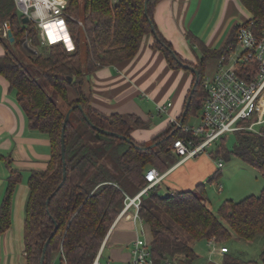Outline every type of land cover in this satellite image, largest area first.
<instances>
[{
  "label": "trees",
  "instance_id": "1",
  "mask_svg": "<svg viewBox=\"0 0 264 264\" xmlns=\"http://www.w3.org/2000/svg\"><path fill=\"white\" fill-rule=\"evenodd\" d=\"M158 1L151 0L146 13L145 0H68L67 22L76 47L69 52L64 44L43 46L36 24L31 21L23 23L15 1L0 0V22L10 25L13 43L22 45L28 40L31 47L42 45V50L36 53L25 51L29 55L27 65L8 51L0 57V75L8 80L10 89L16 91L30 130L48 135L52 145L49 167L45 171L33 172L29 183L24 238L26 264H40L44 246L49 240L44 264H54L55 255L62 263L61 250L67 264H93L125 207V198L135 197L149 184L145 178L147 171L156 167L164 174L178 160L174 153L171 156L176 161L164 157L172 151L173 143L178 139H195L184 128L189 115L201 110L208 96L203 86L207 63L219 60L236 47L242 26H250L257 35L264 30V0H240L251 18L244 25L235 26L219 51L210 50L203 42L198 43L202 60L195 68L201 76L184 123L179 127L172 122L153 138L152 144L158 145L148 148L150 145L138 143L131 135L137 129H149V122L133 115L108 116L99 112L91 106L83 85L96 70L135 57L144 37L153 35V28L157 34L154 37L155 48L165 55L170 65L183 67L177 59L188 64L182 61L154 23L153 13ZM41 80L45 84H41ZM47 86L55 95L48 92ZM71 90L76 93L75 100L70 99ZM201 91L204 94L202 104L199 102ZM54 96L59 97L63 104ZM64 104L68 106L66 112L63 111ZM79 105L95 126L131 141L94 130L85 120ZM72 108L65 131L67 177L63 181L62 129L66 114ZM220 140L224 145L223 137ZM210 155L214 159L235 156L257 169L264 179V126L259 134L249 131L237 133V142L232 150L222 146ZM218 176L216 174L209 181ZM19 182L20 174L12 170L0 208V232L11 225V198ZM205 187L201 184L193 191L163 196L160 187L155 186L143 195L139 215L150 229L156 264H164L166 260L174 264H193L198 258L195 249L174 225L196 242L214 241L220 245L230 242L233 234L246 242L264 236V188L259 196L251 195L238 202L226 200L217 216L208 207ZM52 194L54 196L47 204ZM225 248L229 250L227 245ZM224 264H264V250L259 260L245 261L232 254L226 257Z\"/></svg>",
  "mask_w": 264,
  "mask_h": 264
},
{
  "label": "crops",
  "instance_id": "2",
  "mask_svg": "<svg viewBox=\"0 0 264 264\" xmlns=\"http://www.w3.org/2000/svg\"><path fill=\"white\" fill-rule=\"evenodd\" d=\"M153 17L158 31L182 61L196 67L202 60L199 42L210 50H221L235 26L247 22L251 14L240 0H159ZM5 39H8L6 24L0 22V57L11 52ZM211 63L217 66L218 60H210L206 70ZM194 82V73L183 67H172L165 55L155 48V38L149 34L144 37L135 57L96 70L85 80L83 91L91 106L105 115H133L149 122V129H137L131 135L138 143H148L172 122H179ZM69 96L71 100L76 99L72 90ZM169 104L171 106L165 114L168 117L154 124L151 109L158 114L160 106ZM51 159L49 136L30 130L16 91H12L8 80L0 75V208L12 170L20 174V182L11 198V225L0 232V264H26L24 238L29 183L32 173L47 170ZM178 160L157 185L163 196L196 190L222 170L212 161L211 155L182 163ZM133 214L134 209L128 211L111 228L105 249L110 247L108 260L112 263L126 264L131 259L133 244L140 238ZM125 217L126 223L119 225ZM142 224L151 244L150 229ZM191 246L198 254L193 264H224L226 257L233 254L230 250L222 253L221 248L226 245L217 244L215 248L210 241H194Z\"/></svg>",
  "mask_w": 264,
  "mask_h": 264
},
{
  "label": "built area",
  "instance_id": "3",
  "mask_svg": "<svg viewBox=\"0 0 264 264\" xmlns=\"http://www.w3.org/2000/svg\"><path fill=\"white\" fill-rule=\"evenodd\" d=\"M14 1L18 13L36 24L43 46L64 44L69 52L75 50L67 22L68 0ZM237 45L242 49L237 58H232L236 47L231 48L218 60L216 72L204 80L203 86L208 96L203 101L201 123L195 129L184 128V131L191 132L195 139H178L171 147L172 152L180 158L179 163L196 158L226 134L243 131L261 133L264 126V30L261 35H257L250 26H242ZM170 106L171 104L160 106L159 113H168ZM173 123L179 126V122ZM218 168H223L221 161L218 162ZM165 176L166 174L160 173L156 168L149 169L145 175L149 184L135 197L125 198V207L114 225L132 209L134 222L141 220L139 210L143 195L160 184ZM111 230L93 264H103L101 259ZM210 244L217 247L214 241H210ZM228 251L225 247L221 248L222 253ZM60 255L61 264H67L63 250ZM104 264L113 263L108 260ZM126 264H156L151 244L138 238L133 244L131 259ZM164 264L174 263L166 260Z\"/></svg>",
  "mask_w": 264,
  "mask_h": 264
},
{
  "label": "rangeland",
  "instance_id": "4",
  "mask_svg": "<svg viewBox=\"0 0 264 264\" xmlns=\"http://www.w3.org/2000/svg\"><path fill=\"white\" fill-rule=\"evenodd\" d=\"M6 29H7V27H6ZM20 36H21V38H23L22 34H20ZM5 40L8 42V46L10 48V51L12 53H14L19 58V60H22L26 65H27V62L29 60V58H28L29 55L25 52L27 50L25 48V45H28L35 52L37 50L38 51L42 50V47H41L42 45L38 46V47L37 46L31 47L30 44L28 43V40H26L24 42V44H22V45H16L15 43L11 42L8 39H5ZM29 42L31 43L30 40H29ZM241 51H242L241 47L239 45H236L235 51L232 54V58L233 59L237 58L238 54H240ZM216 68H217V66H215L214 63H211L207 67L206 77L212 76L216 72ZM40 82H41V84H45V81H43V80H41ZM47 90L50 94H54L53 91L49 87L47 88ZM202 92L203 91H201L200 97H199L200 104H202L201 103L202 98L204 97V94ZM54 98H56V100L58 102L63 104L59 97L54 96ZM199 102H198V104H199ZM62 107H63V111L66 112L68 110V106H66L65 104ZM151 110L153 112L152 120H153L154 124H156V123H158V122H160V121H162L168 117L165 114L163 116L159 117V115H160L159 112H158V114H159L158 115V114H156V112L153 109H151ZM201 116H202V109L198 110L195 113L192 112L186 121V127H189L191 129H193V128L195 129V128L199 127V125L201 123ZM129 122H131L133 124L132 121L129 120ZM223 139L225 140L224 145L222 143V140L214 142L211 144V146L209 148H207V150L205 152L200 153V155H198L194 159H191V161L197 160L200 157L202 158V156H204V155L209 156L210 153L216 152L222 146L226 147L228 150H232L234 145L237 142V133L226 134L223 137ZM152 143H153V139L150 142L144 143V144L151 145ZM172 153L173 152L170 151L167 154L168 156L165 155L164 157L172 160L173 159V157L171 156ZM173 160H175V159H173ZM212 161L215 162V164H218V162L221 161L223 164V168L220 171L217 179H215L212 182H208V180L204 181L205 186H206L205 187V193L207 196V204H208V207L212 210V212L214 214L219 216V209L226 200H234V201L238 202V201H241V200H243L246 197H249L251 195L259 196L261 194V192L264 188V179L257 169H255L249 165L244 164L241 160H239L237 157L232 156V155L230 156L229 159H223V158L217 157L216 159L213 158ZM154 168H156V167H154ZM156 169L158 171L162 172L159 168H156ZM216 170H217V165H216ZM126 221H127V217L123 218L120 221L119 225L125 224ZM135 227H136V230L140 234V238L143 240H147V237L144 233V225L142 224L141 220H138L135 222ZM174 228L182 237H184L187 241H189L190 245L194 244V240L189 238V236H187L181 229H179L175 225H174ZM233 237L234 238L226 244L231 253L239 256L242 260H245V261L261 259V255H262V252L264 250V236L263 235L258 236L257 239L253 242H246V241H243L242 239H241L242 240L241 241L240 238L235 236V235H233ZM203 244H204V242H203ZM109 252H110V247L108 246L104 250V256L101 259V263H103V264L107 263L108 258H109V255H108ZM53 263L54 264H61L60 258L55 255L54 259H53ZM113 264H115V263L113 262Z\"/></svg>",
  "mask_w": 264,
  "mask_h": 264
},
{
  "label": "water",
  "instance_id": "5",
  "mask_svg": "<svg viewBox=\"0 0 264 264\" xmlns=\"http://www.w3.org/2000/svg\"><path fill=\"white\" fill-rule=\"evenodd\" d=\"M151 0H145V11L146 13L148 12V4ZM30 22L29 18L27 17H24L23 18V23L26 24ZM6 27H7V37L10 39L11 42H14V38H13V33H12V30H11V27L9 26V24H6ZM153 35L154 37H157V34H156V31L155 29L153 28ZM25 48L31 52V53H36L34 50H32L28 45H25ZM176 58V56H175ZM177 62L183 66L184 68L190 70L191 72H193L196 76V83L194 84L190 94H189V97L187 99V102H186V105H185V110L183 112V116H182V119L179 123V127H181L184 123V120L186 118V115H187V112L191 106V103H192V99H193V96H194V93H195V90H196V87H197V83L200 79V72L199 70H197L194 66L192 65H189V64H184L182 63L180 60L177 59ZM72 81V78L69 79V82ZM79 109L83 112V115H84V118L85 120L87 121V123L96 131L102 133V134H105V135H108V136H113V137H117L119 139H122V140H126L128 142H130L131 140L129 138H126L125 136L123 135H120V134H117V133H114V132H111V131H107V130H103V129H100L98 128L97 126H95L90 118L87 116V114L84 112L83 110V107L81 105L78 106ZM73 113V108L70 109L68 111V113L66 114V117H65V121L63 123V129H62V138H61V142H62V162H63V167H64V177H63V181L66 180V177H67V167H66V144H65V131H66V127H67V124L71 118V115ZM158 145V143H154V144H151L150 146H148V148H154ZM54 196V194H52L48 200H47V204L50 202L51 198ZM58 230V226L56 227V230L53 234V236L55 235L56 231ZM49 243H50V240L47 241V243L45 244L44 246V249H43V255H42V258H41V262L40 264H44L45 263V258H46V253H47V250H48V246H49Z\"/></svg>",
  "mask_w": 264,
  "mask_h": 264
}]
</instances>
